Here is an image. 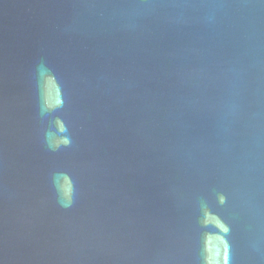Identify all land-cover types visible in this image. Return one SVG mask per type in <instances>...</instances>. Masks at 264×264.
Returning a JSON list of instances; mask_svg holds the SVG:
<instances>
[{"label":"water","instance_id":"water-1","mask_svg":"<svg viewBox=\"0 0 264 264\" xmlns=\"http://www.w3.org/2000/svg\"><path fill=\"white\" fill-rule=\"evenodd\" d=\"M0 264H264V0H0Z\"/></svg>","mask_w":264,"mask_h":264}]
</instances>
